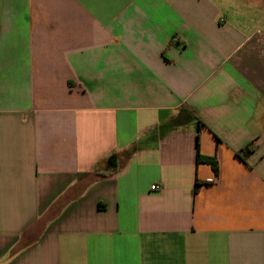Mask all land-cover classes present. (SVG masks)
<instances>
[{
	"label": "crops",
	"instance_id": "0c3cea01",
	"mask_svg": "<svg viewBox=\"0 0 264 264\" xmlns=\"http://www.w3.org/2000/svg\"><path fill=\"white\" fill-rule=\"evenodd\" d=\"M0 264H264V0H0Z\"/></svg>",
	"mask_w": 264,
	"mask_h": 264
},
{
	"label": "trees",
	"instance_id": "16d2710c",
	"mask_svg": "<svg viewBox=\"0 0 264 264\" xmlns=\"http://www.w3.org/2000/svg\"><path fill=\"white\" fill-rule=\"evenodd\" d=\"M249 151L248 146L241 149L239 152L246 154ZM131 155V151L123 152L122 154H112L108 158L105 159V170L110 173H115L121 167L124 166L127 158ZM105 176L106 174H100Z\"/></svg>",
	"mask_w": 264,
	"mask_h": 264
},
{
	"label": "built area",
	"instance_id": "2783aa9c",
	"mask_svg": "<svg viewBox=\"0 0 264 264\" xmlns=\"http://www.w3.org/2000/svg\"><path fill=\"white\" fill-rule=\"evenodd\" d=\"M172 41H173V43H177L178 42L177 38H174ZM159 188L160 187L158 185L151 186V190H158Z\"/></svg>",
	"mask_w": 264,
	"mask_h": 264
}]
</instances>
